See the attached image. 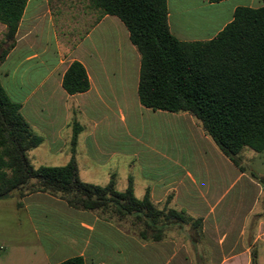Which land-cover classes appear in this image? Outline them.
<instances>
[{
    "label": "crops",
    "instance_id": "0c3cea01",
    "mask_svg": "<svg viewBox=\"0 0 264 264\" xmlns=\"http://www.w3.org/2000/svg\"><path fill=\"white\" fill-rule=\"evenodd\" d=\"M262 5L263 0H167L168 23L181 41H207L238 7ZM6 33L0 22V54L7 50L0 82L43 138L30 156L41 150L65 165L72 124L78 122L83 130L76 159L83 181L82 162L106 169L104 185L116 178L119 163L126 164L137 198L149 189L162 209L172 195L170 207L201 218L202 227L195 236L191 224L171 225L160 240H144L116 218L23 188L0 199V264H59L74 257L85 264H264V151L244 148L240 170L189 113L144 107L138 95L141 55L117 16L102 15L89 0H28L13 41ZM73 61L84 65L90 89L69 95L62 83ZM153 118L188 130V141L181 134L160 145L159 156L149 159L157 172L136 179L133 166L144 161L134 133Z\"/></svg>",
    "mask_w": 264,
    "mask_h": 264
},
{
    "label": "trees",
    "instance_id": "16d2710c",
    "mask_svg": "<svg viewBox=\"0 0 264 264\" xmlns=\"http://www.w3.org/2000/svg\"><path fill=\"white\" fill-rule=\"evenodd\" d=\"M28 0H0V22L13 41ZM102 15H115L127 27L141 55L140 103L153 111L187 112L219 150L240 170L244 148L264 151V0L258 8L238 7L233 20L207 41H181L168 23L167 0H89ZM220 2L222 0H210ZM9 46L7 47V49ZM7 54L3 50L0 61ZM69 95L90 89L84 65L73 61L63 77ZM21 105L12 101L0 82V199L35 180L29 192L58 196L76 209L108 213L122 221L135 216L144 240H160L166 227L191 224L195 236L202 219L170 207L173 196L159 208L147 190L134 194L133 178L125 191L115 176L104 185L80 178L76 145L83 126L73 122L71 158L61 166L35 167L29 151L43 138L32 131ZM264 184V177L260 178ZM59 264H85L82 257Z\"/></svg>",
    "mask_w": 264,
    "mask_h": 264
},
{
    "label": "rangeland",
    "instance_id": "374dc122",
    "mask_svg": "<svg viewBox=\"0 0 264 264\" xmlns=\"http://www.w3.org/2000/svg\"><path fill=\"white\" fill-rule=\"evenodd\" d=\"M188 130L186 132V129L180 127L177 123H171L169 121H164L163 119L160 118H153L151 120H144L143 126L141 130H137L134 135L137 140L133 141L134 146H136V150L140 152L141 158L144 161V166L143 170H141L140 166H133V171L134 175L136 176V179H138V173L142 172H147V173H155L157 172V169L153 168V165H151V157H158V153L160 151V145L163 143H169L171 140L173 141V137L181 138L180 135L182 134L184 136L183 138V143H187L188 141ZM187 136V137H185ZM190 141V140H189ZM130 146V144H129ZM152 148H155L152 150ZM43 152V151H39ZM38 151L32 156H30V151H29V158L33 161L34 165H39L38 163L40 161H43L41 165H47V166H60V164H57L59 160H55L54 158H48L39 153ZM263 152V151H262ZM36 156L33 158V156ZM38 155H41L40 157ZM262 158L264 160V153L262 154ZM50 161H56L54 163ZM150 162V163H149ZM83 163V162H82ZM81 163V177L89 183H95L98 185H104L106 183V169H103L102 171H98L93 169L92 167H86ZM39 167V166H38ZM128 166L123 163L118 164L117 168V176L115 178L116 181V189L119 191H124L126 185L128 184L127 176L128 174ZM256 167V166H255ZM257 169V168H256ZM36 182L35 180L31 181L28 185L24 187V190H30L32 185ZM108 215V213H106ZM114 218V217H113ZM122 225H124L125 229L128 231H134V233H138L139 230L142 228L140 225V221H138L135 216H128L122 221H120ZM133 223V226L131 225ZM187 225V224H186ZM203 264H206L205 260Z\"/></svg>",
    "mask_w": 264,
    "mask_h": 264
}]
</instances>
